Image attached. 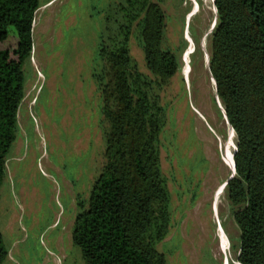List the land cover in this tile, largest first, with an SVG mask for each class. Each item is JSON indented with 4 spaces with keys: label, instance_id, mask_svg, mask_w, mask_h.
I'll list each match as a JSON object with an SVG mask.
<instances>
[{
    "label": "rangeland",
    "instance_id": "rangeland-1",
    "mask_svg": "<svg viewBox=\"0 0 264 264\" xmlns=\"http://www.w3.org/2000/svg\"><path fill=\"white\" fill-rule=\"evenodd\" d=\"M121 1L39 0L0 186V233L10 264H85L71 233L78 199L88 200L105 164L108 128L92 71L99 33L117 32L111 21L106 33L105 16L96 12ZM193 1L151 0L165 16L162 48L178 61L158 91L163 116L157 146L170 221L156 250L166 264H239V232L225 191L219 193L232 172L235 136L209 71V31L217 13L214 0ZM137 36L133 27L130 56L142 75L159 84ZM216 216L227 258L218 249Z\"/></svg>",
    "mask_w": 264,
    "mask_h": 264
},
{
    "label": "trees",
    "instance_id": "trees-1",
    "mask_svg": "<svg viewBox=\"0 0 264 264\" xmlns=\"http://www.w3.org/2000/svg\"><path fill=\"white\" fill-rule=\"evenodd\" d=\"M214 7L209 71L235 136V176L224 191L239 232L236 261L264 264V0H214ZM38 8L39 0H0V186ZM96 13L104 14L106 33L111 21L117 30L108 37L99 33L92 71L108 124L105 164L88 200L78 199L71 240L85 264H166L156 250L170 221L157 146L163 116L158 91L177 72V57L162 48L165 16L151 0H123ZM133 27L159 84L130 56ZM6 257L0 233V264Z\"/></svg>",
    "mask_w": 264,
    "mask_h": 264
},
{
    "label": "bare ground",
    "instance_id": "bare-ground-1",
    "mask_svg": "<svg viewBox=\"0 0 264 264\" xmlns=\"http://www.w3.org/2000/svg\"><path fill=\"white\" fill-rule=\"evenodd\" d=\"M228 135H231V133H230V131L228 132ZM233 137V136H232ZM227 146H228V149H230L231 148V146H232V143H231V138H230V142L227 144ZM231 167H232V170H233V162H231L230 164H229ZM223 188V187H222ZM222 188L220 189V194H221V192L223 191L222 190ZM219 199H217V201H218ZM217 201H216V204H215V209H217ZM216 212V211H215ZM214 220H216V225H217V237H218V239H219V243H221V247L220 248H218L219 249V251L225 256V258H227V247H226V245H225V235H224V232H223V229H222V227H221V224L219 223V220L217 219V216L215 217V219ZM216 252V251H215ZM217 255V254H216ZM224 264H227V259H225V262H224Z\"/></svg>",
    "mask_w": 264,
    "mask_h": 264
},
{
    "label": "water",
    "instance_id": "water-1",
    "mask_svg": "<svg viewBox=\"0 0 264 264\" xmlns=\"http://www.w3.org/2000/svg\"><path fill=\"white\" fill-rule=\"evenodd\" d=\"M216 20H217V16L215 17L214 23H213V25H212V27H211V30H210L209 32H212V31H213V29H214V27H215V24H216ZM213 81H214V80H213ZM214 83H215V82H214ZM215 91H216V89H215ZM215 96H216V99H217V101H218V103H219L220 101H219V99H218L217 93L215 94ZM221 112H222V114H223L224 119H226L227 123L229 124V122H228V120H227V117H226V114H225V111H224L223 108H221ZM229 126H230V125H229ZM230 127H231V126H230ZM231 129H232V128H231ZM232 130H233V129H232ZM235 151H236V146H235V149H234V152H233L232 156L234 155ZM234 176H235V169H234V163H233V170H232L230 176H229V177L226 179V181L222 184V185H223L222 190H224V188H225V186L227 185L228 181L231 180ZM217 196H218V195H216V199H217Z\"/></svg>",
    "mask_w": 264,
    "mask_h": 264
},
{
    "label": "crops",
    "instance_id": "crops-1",
    "mask_svg": "<svg viewBox=\"0 0 264 264\" xmlns=\"http://www.w3.org/2000/svg\"><path fill=\"white\" fill-rule=\"evenodd\" d=\"M5 260H6V259H5ZM5 260H4V261H5ZM4 261H3V262H4ZM6 263H7V264H10V259H9V258H7L5 264H6Z\"/></svg>",
    "mask_w": 264,
    "mask_h": 264
},
{
    "label": "flooded vegetation",
    "instance_id": "flooded-vegetation-1",
    "mask_svg": "<svg viewBox=\"0 0 264 264\" xmlns=\"http://www.w3.org/2000/svg\"><path fill=\"white\" fill-rule=\"evenodd\" d=\"M193 2H194V3L197 2L198 4H200L201 0H194ZM194 3H193V4H194Z\"/></svg>",
    "mask_w": 264,
    "mask_h": 264
}]
</instances>
